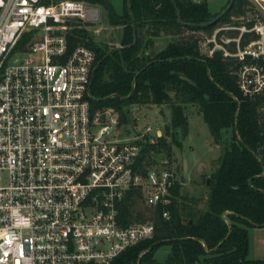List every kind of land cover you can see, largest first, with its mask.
<instances>
[{
    "label": "built area",
    "instance_id": "built-area-1",
    "mask_svg": "<svg viewBox=\"0 0 264 264\" xmlns=\"http://www.w3.org/2000/svg\"><path fill=\"white\" fill-rule=\"evenodd\" d=\"M93 6L0 0V264H109L153 234L151 219L116 218L131 189L168 217L177 180L169 157L138 163L144 140H155L151 126L123 133L114 109L90 112L93 52L69 48L66 30L93 24ZM195 31L197 53L229 62L240 98L256 102L264 123V0H243Z\"/></svg>",
    "mask_w": 264,
    "mask_h": 264
},
{
    "label": "trees",
    "instance_id": "trees-1",
    "mask_svg": "<svg viewBox=\"0 0 264 264\" xmlns=\"http://www.w3.org/2000/svg\"><path fill=\"white\" fill-rule=\"evenodd\" d=\"M83 1L102 7L105 22L120 26L118 42L111 46H122L105 54L109 47L93 41L84 27L74 24L66 30L69 48L81 43L93 52L90 112L114 109L121 124L128 121L129 104H168L169 122L162 136L144 140L138 163H147L152 153L168 156V134L179 144L190 105L196 106L213 141H219L221 129L231 130L227 147L217 156L207 183L203 181L204 197L180 193L175 180L167 218L161 217L160 206H143L137 189L117 201L121 223L151 219L154 228L149 238L125 247L109 264H157L154 251L166 244L165 264H264V259L247 257L246 231L247 226L264 224V157L258 158L264 123L256 102L240 98L229 62L218 54L202 58L196 50L194 31L208 29L211 24H200L223 8L211 12L204 0H118V8L111 0ZM242 4L233 0L220 18ZM164 35L168 40L153 49Z\"/></svg>",
    "mask_w": 264,
    "mask_h": 264
},
{
    "label": "rangeland",
    "instance_id": "rangeland-1",
    "mask_svg": "<svg viewBox=\"0 0 264 264\" xmlns=\"http://www.w3.org/2000/svg\"><path fill=\"white\" fill-rule=\"evenodd\" d=\"M118 8V0H111ZM211 12L220 10L226 0H204ZM98 8V17L93 24H84L82 26L87 30L91 39L108 46L118 42L120 26L109 25L105 22V14L102 7ZM196 31H194L195 34ZM169 36H160L153 49H159L168 40ZM188 125L185 136H178L179 144L171 142L173 140L170 134L167 135L169 145V159L171 168L175 172L176 179L179 181V192L188 196L204 197L206 185L204 179L214 168L217 156L227 147L230 140V128L221 129L218 142L213 141L208 133L207 126L201 118L200 113L196 112V106L190 105L186 109ZM107 120L105 117L103 122ZM127 122L119 125V130L123 133H130L139 129L142 125L149 124L154 134L152 137L162 136L163 126L169 122L168 104H129L127 112ZM99 126V125H97ZM159 133V136H155ZM247 231V257L251 259H264V224L261 226L250 225L246 227ZM169 251L168 245H160L154 251V258L157 264H165L164 259ZM186 264V263H177ZM199 264H208L201 262Z\"/></svg>",
    "mask_w": 264,
    "mask_h": 264
},
{
    "label": "water",
    "instance_id": "water-1",
    "mask_svg": "<svg viewBox=\"0 0 264 264\" xmlns=\"http://www.w3.org/2000/svg\"><path fill=\"white\" fill-rule=\"evenodd\" d=\"M128 1V0H127ZM172 1V0H171ZM232 2L233 0H228V2L226 3V5L223 7V9L217 14L215 15L213 18L209 19L208 22H205L203 24H200V25H209V24H212L214 23L220 16H222L224 14V12H226L232 5ZM175 6V5H174ZM98 17V8L93 6V7H87V10H86V15H85V18L86 20L88 21H94L96 20ZM176 19L179 20V17H178V12H177V9H176ZM132 20V19H131ZM133 39H134V35H133ZM135 42V39L132 41V43ZM122 46L120 45H117V46H111L106 52L105 54H107L109 51H111L112 49H119L121 48ZM96 66V65H95ZM95 66L93 67V69H95ZM93 75V73H92ZM92 75H91V78H90V81L92 79ZM208 181V177L205 178V183H207Z\"/></svg>",
    "mask_w": 264,
    "mask_h": 264
},
{
    "label": "crops",
    "instance_id": "crops-1",
    "mask_svg": "<svg viewBox=\"0 0 264 264\" xmlns=\"http://www.w3.org/2000/svg\"><path fill=\"white\" fill-rule=\"evenodd\" d=\"M226 2H228V0H226ZM226 2L224 3V5H226ZM224 5H223V6H224ZM222 8H223V7H222ZM222 8H221V9H222ZM221 9H220V10H221ZM220 10H218V11H220ZM215 12H217V11H215ZM155 43H156V41H155Z\"/></svg>",
    "mask_w": 264,
    "mask_h": 264
},
{
    "label": "flooded vegetation",
    "instance_id": "flooded-vegetation-1",
    "mask_svg": "<svg viewBox=\"0 0 264 264\" xmlns=\"http://www.w3.org/2000/svg\"><path fill=\"white\" fill-rule=\"evenodd\" d=\"M227 3V2H226Z\"/></svg>",
    "mask_w": 264,
    "mask_h": 264
}]
</instances>
